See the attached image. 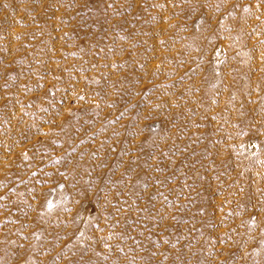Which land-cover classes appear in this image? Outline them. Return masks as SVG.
Segmentation results:
<instances>
[{
    "label": "rangeland",
    "instance_id": "1",
    "mask_svg": "<svg viewBox=\"0 0 264 264\" xmlns=\"http://www.w3.org/2000/svg\"><path fill=\"white\" fill-rule=\"evenodd\" d=\"M0 264H264V0H0Z\"/></svg>",
    "mask_w": 264,
    "mask_h": 264
}]
</instances>
